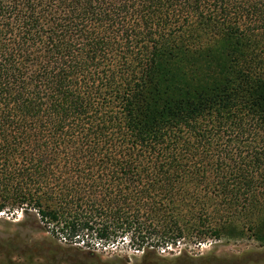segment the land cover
I'll use <instances>...</instances> for the list:
<instances>
[{
  "label": "trees",
  "instance_id": "obj_1",
  "mask_svg": "<svg viewBox=\"0 0 264 264\" xmlns=\"http://www.w3.org/2000/svg\"><path fill=\"white\" fill-rule=\"evenodd\" d=\"M19 213L69 254L264 248V0H0V216ZM50 250L26 258L76 264Z\"/></svg>",
  "mask_w": 264,
  "mask_h": 264
},
{
  "label": "rangeland",
  "instance_id": "obj_2",
  "mask_svg": "<svg viewBox=\"0 0 264 264\" xmlns=\"http://www.w3.org/2000/svg\"><path fill=\"white\" fill-rule=\"evenodd\" d=\"M21 221V213L15 216H0V264L11 262L13 264H44L47 260L45 257H36L37 255L34 254L33 262L26 258L32 245L43 244V242H46V246L51 248L47 256L48 260L66 259L68 262L73 261L76 264H140L142 261L141 252L117 244L102 247L80 243L74 246L81 250V254L71 251L69 254V252L56 249L57 245L67 248L68 245L65 241L61 240L60 243L54 240L49 232L41 229L17 226ZM8 238L13 240L11 251L1 247ZM183 252L196 257L208 255L226 263L264 264V248L260 247L251 233L247 231L233 240L208 241L197 245L183 242L165 250H159V254L167 261L164 264H188L185 259L176 260ZM255 253L260 256L255 255ZM259 258L261 260H258Z\"/></svg>",
  "mask_w": 264,
  "mask_h": 264
}]
</instances>
